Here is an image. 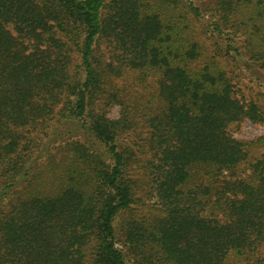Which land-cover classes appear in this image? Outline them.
<instances>
[{"label":"trees","instance_id":"trees-1","mask_svg":"<svg viewBox=\"0 0 264 264\" xmlns=\"http://www.w3.org/2000/svg\"><path fill=\"white\" fill-rule=\"evenodd\" d=\"M240 62L264 73V0H0V264H264Z\"/></svg>","mask_w":264,"mask_h":264},{"label":"rangeland","instance_id":"rangeland-1","mask_svg":"<svg viewBox=\"0 0 264 264\" xmlns=\"http://www.w3.org/2000/svg\"><path fill=\"white\" fill-rule=\"evenodd\" d=\"M198 4H207L212 3V0H195ZM210 15H204L203 19L209 20ZM224 60L226 63L227 61ZM229 68H232L233 71L237 72L240 78L242 79V85L244 86V95H246L249 98H255L256 101L264 103V73H262L260 70H253L252 68H248L245 64L240 62V64L234 66L230 65ZM242 68V69H241ZM132 75L130 77H122L119 80L120 84L123 85L127 90H131L134 88H140L150 85L151 80L146 79L144 81L134 82L132 80ZM130 78V79H129ZM127 80V85H125V81ZM250 85V87H248ZM248 87V88H247ZM118 106H113L110 110L108 115L111 117H117L118 116ZM231 130L232 135L237 139H253L261 134H264V124L263 123H254L251 122L248 119H245L239 124H232L229 128ZM143 134H140V137ZM144 136V135H143ZM55 150V149H54ZM264 147L260 149L259 151H263ZM139 150H136L135 147V154L139 156ZM134 153V152H133ZM140 164H135L130 161L131 170L133 176L140 175L139 173L143 172V169L139 167ZM139 186L135 189V194L133 196V202L132 207L134 213H136V216L139 217L144 216L145 214L150 213H158L156 210V205L154 203V198H152L149 195L148 192V186L145 181L141 180L139 181ZM196 209L200 211V213L203 212L201 210L200 205L196 206ZM137 216V217H138ZM243 264V263H242Z\"/></svg>","mask_w":264,"mask_h":264}]
</instances>
